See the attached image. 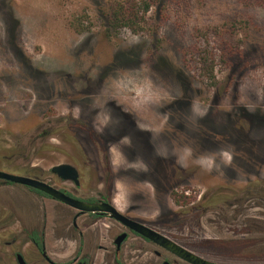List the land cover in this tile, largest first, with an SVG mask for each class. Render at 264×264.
I'll return each instance as SVG.
<instances>
[{"label": "rangeland", "instance_id": "rangeland-1", "mask_svg": "<svg viewBox=\"0 0 264 264\" xmlns=\"http://www.w3.org/2000/svg\"><path fill=\"white\" fill-rule=\"evenodd\" d=\"M125 2L138 24H110ZM60 164L78 187L50 174ZM0 168L105 196L207 260L264 264V0H0ZM1 191L47 213V249L77 253L73 210ZM93 221L77 220L98 236L89 259L113 264L118 225ZM128 242L123 264H185Z\"/></svg>", "mask_w": 264, "mask_h": 264}, {"label": "flooded vegetation", "instance_id": "flooded-vegetation-1", "mask_svg": "<svg viewBox=\"0 0 264 264\" xmlns=\"http://www.w3.org/2000/svg\"><path fill=\"white\" fill-rule=\"evenodd\" d=\"M54 123L58 124V121L52 122L51 124H54ZM33 144H35V142H33ZM51 168L49 170L50 174L52 176L56 177L58 180H60L56 175L51 173ZM0 171L8 173V174L17 175V176L28 177V178H32V179H36L38 181L44 182L47 185L51 186L52 188L64 193L65 195H67L71 198H74L76 200L85 202V203H91V204L92 203L93 204L94 203L95 204L96 203H109V204H111L110 201L105 196H101V197L96 198V199H87V200L77 198V197L67 193L65 190L56 188L55 186H53L49 182L43 180L42 177H40V176L32 175V174H24V173L22 174L21 172H19L20 170H17V169L0 168ZM77 172H78V181L80 184V174H79L78 170H77ZM60 181L61 182H70V181H62V180H60ZM70 183H72L75 187L79 186V185L76 186L73 182H70ZM6 187H12V188L20 189V190H26L28 192L34 193V194L42 197V199L50 200L52 202L63 205L65 207L69 208L70 210H73L75 212V214H74L73 219L70 223V226H72V231L74 233L77 232V237L79 238V247H78L77 253L76 254L74 252L71 253V251H70L68 256H64V255H62L63 252H59V251H55V250L53 251V250L47 249V232H46L47 229L45 228V225L47 224V219H48L47 213H42L40 215V218H39V216L37 217L36 215H31V212H30L31 209L26 208V206L22 202H18L14 196L10 195V197L8 199L6 197L2 196L3 193L1 190L3 188H6ZM41 211H44L42 207H41ZM85 215L94 219V221L91 225H98V223H100L102 221V219H104L105 217H108L109 219H111L115 223H117V225H118L117 232L111 238V247L113 248V251H112L113 252V259H112L113 264H123V261L118 260V257L123 252L126 253L125 250H123V248H124V244L128 242L130 237L131 238H130V241L128 242V245H129L128 247L133 248V249L134 248L137 249V251L140 252V254H138L140 258L150 256V255L153 257L161 258L162 253L164 252V253L168 254L169 256L173 257L175 260L183 262V261L175 258L174 256H172L170 253H168L166 250L159 247L155 243H153V242L143 238L139 234L129 230L128 228L123 226L118 221L112 219L108 214L98 213V212L80 213L78 210H75V209L53 199L52 197H50L47 194H44L41 191H38L36 189L30 188V187H27L24 185L15 184V183L0 179V264H30V263L31 264H94V260L91 262L89 258H90V256H92L93 258L96 257V255H94V253H93L94 251L92 249L95 247L98 236L95 235V237L92 238V240H89L88 242L84 241L85 240V238L83 239L84 233L80 230V227L77 225V220L80 217L85 216ZM125 217L129 218L128 216H125ZM29 219L32 222L38 221L37 224L40 226L28 228V220ZM129 219L136 221L139 224H141V225H143V226L167 237L171 241H173L171 238H169L165 234L161 233L159 230H157L153 227H150L145 223L134 220L132 218H129ZM123 234L126 235L125 238L119 243V245H117L115 243L116 239L120 235H123ZM100 239H101V236H100L99 240ZM34 240H37L39 242V244L37 245L34 242ZM71 241L74 242V240L72 238H71ZM173 242L178 244L175 241H173ZM178 245H180V244H178ZM180 246H182V245H180ZM183 248H185V247H183ZM101 250L107 251L108 250L107 245H103L102 243H98L96 251H101ZM201 258H203V257H201ZM65 259H67V260L63 261ZM203 259H205V258H203ZM164 262L171 264L170 261H168L167 259H164L161 264H163ZM211 262H213V261H211ZM183 263H185V262H183ZM214 263H217V262H214ZM218 264H220V263H218Z\"/></svg>", "mask_w": 264, "mask_h": 264}, {"label": "water", "instance_id": "water-1", "mask_svg": "<svg viewBox=\"0 0 264 264\" xmlns=\"http://www.w3.org/2000/svg\"><path fill=\"white\" fill-rule=\"evenodd\" d=\"M51 173L56 175L62 181H70L73 182L76 186L79 185L78 181V172L77 170L68 164L56 165L51 168ZM0 179L9 181L15 184L24 185L38 191L43 192L44 194L49 195L53 199L75 209L80 213H105L108 214L112 219L118 221L123 226L128 228L129 230L139 234L143 238L155 243L159 247L166 250L175 258L185 262L186 264H218L211 262L209 260L203 259L189 250L183 248L182 246L174 243L167 237L139 224L136 221H133L119 211H117L111 204L109 203H85L74 198H71L64 193L52 188L44 182L38 181L36 179L17 176L13 174H8L0 171ZM125 234L120 235L115 243L119 245V243L125 238ZM163 264H168L164 262Z\"/></svg>", "mask_w": 264, "mask_h": 264}, {"label": "trees", "instance_id": "trees-1", "mask_svg": "<svg viewBox=\"0 0 264 264\" xmlns=\"http://www.w3.org/2000/svg\"><path fill=\"white\" fill-rule=\"evenodd\" d=\"M149 7L146 5L144 7V12H147ZM107 19L110 24L132 26V24L137 25V10L134 4L130 2H125L123 5H118L117 7H112L111 12L107 15ZM172 199L177 205L188 203V201H181V199H186L182 195L172 194ZM35 233V232H34ZM38 245L39 242L34 240Z\"/></svg>", "mask_w": 264, "mask_h": 264}]
</instances>
